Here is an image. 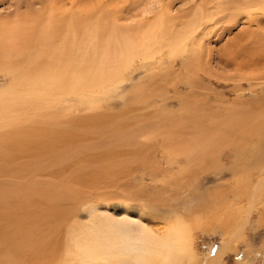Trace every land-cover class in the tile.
<instances>
[{
	"label": "rangeland",
	"instance_id": "rangeland-1",
	"mask_svg": "<svg viewBox=\"0 0 264 264\" xmlns=\"http://www.w3.org/2000/svg\"><path fill=\"white\" fill-rule=\"evenodd\" d=\"M88 1L95 13L107 14L122 30L152 17V14L140 17L142 9L136 0H118L116 6L112 0ZM160 1L158 8L163 6L167 10L169 7L172 17L185 18L196 5L209 0ZM39 2L46 5L52 2L57 10L65 5L66 14H70L76 12L79 0H0V16L11 17L15 11L24 13L28 7L42 8ZM206 14L192 39L197 48L195 53L179 52L170 56L166 48L162 49L151 60L134 59L118 79L100 88L69 93L58 101L61 115L66 116L59 121L62 129L59 132L65 137L68 132L78 133L74 140H65L61 145L55 143L59 148L53 146L60 151L69 147L77 149L83 161L64 163V171L57 175L41 172L34 177L36 186L44 183L42 188L55 185L61 189L64 182L68 183L67 189L77 191L80 198L74 209L70 203L63 205L72 209L76 218L56 230L55 240L60 241L58 254L68 245L66 229L77 222H86L90 207L116 219L122 216L124 207L134 205L147 211L146 216H141L142 221L159 234L168 224L162 218L164 212L168 217L173 213L181 214L198 257L195 264H201L204 257L221 249L238 231L240 235L233 240V251L226 253L223 264H264V222L258 220L264 212V190L254 197L252 207L249 204L253 185L264 177V171L258 170L264 160L262 137L259 138L262 142L258 139L257 151L248 147L254 142L250 140L252 144L243 142L246 150L238 156L239 145L233 142L238 143L240 138L208 139L213 154L192 159L193 155L198 156L196 153L207 151L206 137L211 138V133L214 136L223 122L241 118H251L253 122L261 118L258 122L264 124V56L253 55L254 49L259 48L254 41L257 36H263L259 39H263L261 44L264 45V11H243L236 5L215 0L207 6ZM80 17L84 19L85 15ZM176 29L177 26L172 30ZM10 80L0 72V91ZM88 116L97 123L86 125ZM192 120L207 133V136L202 133L200 145L191 143L194 130L186 122ZM173 121L180 123L182 139L179 135L169 142L171 139L164 127ZM258 122L255 121V125H259ZM243 130L238 137L245 135ZM258 150L263 158L256 156ZM111 152L113 155L108 157ZM131 152L133 156L128 157L127 153ZM18 161L20 164L28 159ZM122 162L124 170L121 171ZM114 163L119 166L120 169L116 168L119 172L112 169L114 172L107 175ZM76 169L87 171L92 181H82L75 186L77 182L68 177ZM130 212L133 219L134 213Z\"/></svg>",
	"mask_w": 264,
	"mask_h": 264
},
{
	"label": "bare ground",
	"instance_id": "bare-ground-1",
	"mask_svg": "<svg viewBox=\"0 0 264 264\" xmlns=\"http://www.w3.org/2000/svg\"><path fill=\"white\" fill-rule=\"evenodd\" d=\"M212 1L215 0L196 5L190 15L184 18L172 17L169 7L167 10L163 6L158 8L162 4L160 0H136L142 9L140 17L152 14L151 20L124 30L107 14L95 13L88 0H79L76 12L70 14H66L65 5L57 10L52 2L49 5L39 2L42 8L28 7L24 13L15 11L11 17L0 16V72L11 78L7 87L0 91V264H195L198 261L181 214L173 213L168 217L164 212L162 218L168 224L163 233L159 234L142 221L141 216H146L147 211L134 205L124 207L122 216L116 219L90 207L87 209L89 218L86 222H77L65 228L68 231V245L64 248L62 246L58 254L60 241L55 240L56 230L67 225L66 221L76 218L72 209L80 198L77 197V191L67 189L68 183L64 182L61 189L55 185L42 188L44 183L36 186L34 177L41 172L57 175L64 171L63 164L68 161L83 162L77 149L69 147L66 151H60L53 146L77 138L78 132L65 133L67 137L59 132L62 130L59 121L64 116L57 103L63 96L84 89L89 91L95 86L100 88L118 79L134 59L151 60L165 48L170 56L179 52L195 53L197 48L192 39L200 30V22L206 17L207 6ZM223 1L243 11H264V0ZM116 2L118 0H112L114 6ZM82 15H85L84 19H81ZM176 26L178 29L173 31ZM261 36L254 39L259 48L254 49L253 55L262 57L264 45L261 44L263 39H259ZM260 119L255 121L260 122ZM248 120L251 118L223 122L215 130L214 136L211 133V138L198 127L200 124L196 125V121L186 122L194 130V137L191 138L193 146L202 142L203 134L207 136V151L196 153L198 156L193 155L192 159L199 160L212 155L208 139L215 138H240L238 143L231 140L239 145L237 156L246 150L245 145L250 140L254 142L248 147L257 151L258 139L262 137L264 141V124L258 122L259 127L255 125L254 119L253 122ZM85 121L90 126L97 123L90 116ZM164 128L171 142L178 138L182 127L179 122L173 121ZM243 128L245 135L238 137ZM56 146L59 148V145ZM190 147L191 144L189 149L193 154L194 150ZM259 151L256 156L262 157ZM127 154L128 157L133 156L134 152ZM112 155L111 152L108 157ZM24 158L28 161L17 163ZM261 165L259 172L264 171V160ZM118 167L114 163L109 171H117L120 169ZM114 171L107 172V175ZM68 178L77 182L75 186L82 181H92L87 171L77 169ZM263 190L262 176L252 187L250 207L254 197ZM69 203L72 209L63 206ZM129 211L134 213L133 219H130L129 214H133ZM258 220L264 222V212ZM239 235L240 231L236 232L224 242L221 249L204 257L201 264H223L226 253L233 251V240Z\"/></svg>",
	"mask_w": 264,
	"mask_h": 264
}]
</instances>
